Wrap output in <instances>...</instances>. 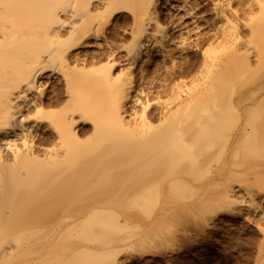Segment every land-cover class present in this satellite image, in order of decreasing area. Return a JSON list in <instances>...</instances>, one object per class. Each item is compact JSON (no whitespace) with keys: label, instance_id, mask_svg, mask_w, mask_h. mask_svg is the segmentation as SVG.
<instances>
[{"label":"bare ground","instance_id":"1","mask_svg":"<svg viewBox=\"0 0 264 264\" xmlns=\"http://www.w3.org/2000/svg\"><path fill=\"white\" fill-rule=\"evenodd\" d=\"M261 41L264 0H0V264L159 263L162 241L177 238L153 231L203 205L176 192L192 183L182 168H192L197 152L264 136L259 96L220 98L229 78H241L244 58L262 57ZM185 58L188 69L179 65ZM168 89L178 97L155 103L153 125L148 97ZM246 101L249 124L226 128V110ZM103 112L104 123L128 136L110 150L123 158L115 184L136 203L111 220L80 201L70 215L65 202L101 174L84 170L83 135L92 126L100 133ZM213 133L217 147L206 148ZM237 195L249 212L244 185L225 183L203 226L236 219ZM53 215L59 221L51 224ZM71 225L67 247L61 240Z\"/></svg>","mask_w":264,"mask_h":264},{"label":"rangeland","instance_id":"2","mask_svg":"<svg viewBox=\"0 0 264 264\" xmlns=\"http://www.w3.org/2000/svg\"><path fill=\"white\" fill-rule=\"evenodd\" d=\"M259 47L263 53L262 57L258 61L244 58L241 78L239 80L229 78L227 90L220 98L224 101L232 95L234 97L243 95L245 98H249L256 94L259 99L254 103V106L259 109L260 113L256 116V121L261 116L259 121L261 123L264 121L262 117L264 116V41L259 43ZM218 48L215 44L213 53ZM189 61V58H185L179 61V65L188 69L187 63ZM153 68L150 67L149 71L151 77L156 76ZM158 77L163 79L165 76L162 73ZM175 97L178 95L174 94L171 89L166 91L155 90L150 93L148 100L152 103L150 117L153 125L160 124L159 115L156 113L158 105L155 103L169 101ZM248 104L253 107L250 101H246L238 104L237 107L230 106L226 110L225 113L228 116L225 122L226 128L237 129L249 124L247 114L241 112ZM105 117L106 112H103L98 125L99 134L93 135L95 126H92L83 135L87 160L84 170L89 172L95 166L101 174L95 178L93 185L91 183L85 184V189L82 191L84 194L81 193L84 196L78 198L76 192L74 193L78 196L77 198L73 197V192L71 193L72 196L69 195L65 202L68 204L67 208L70 215L74 213L75 206L76 208L80 207L79 203L85 208L91 204H96L104 214H107L104 217L111 220L113 210L127 209L136 204L128 195L129 190L126 186L120 188L117 186L118 184H115V177L118 174L116 166L123 158H120L122 155L116 149L110 150L111 146L128 136L115 125L109 122L104 123ZM168 125H165L164 128H167ZM259 128L264 129L261 126ZM213 135L209 141L204 143L206 148L217 147L220 138L217 133H213ZM263 138L262 134L255 141H251L250 138L247 140L244 137H237L228 140L224 151L210 152L208 155L197 152L192 168H182V171L186 172L182 175L190 177L192 183L180 185L176 192L182 201L188 202V205L201 203L203 205H199L197 209H192L191 212L185 213L173 222L153 231L154 234L162 237L174 236L177 238L175 243H170L171 245L162 241L159 249L163 254L156 258V260H160L159 263L152 262V257H145V259L138 260L134 264H264V219L261 216L264 211V199L263 195L260 194V191L264 189ZM225 183L244 185L246 191L252 195L250 203L245 202L250 205L251 210L249 212L242 210L244 199L237 195L235 197L236 211L240 215L232 222L227 221L229 217L222 216L223 221L218 220L216 225L205 228L203 222L208 213L206 210H209L206 205L214 203V196ZM77 201L80 202L77 203ZM248 216L253 219L248 220ZM56 217L58 216L53 215L49 222L51 224L58 222L59 219ZM72 229V225L69 226V230L66 229L61 240L67 244V247L76 237L73 235L75 231ZM137 233L136 238L144 234L141 230ZM148 234L145 233L146 236Z\"/></svg>","mask_w":264,"mask_h":264}]
</instances>
